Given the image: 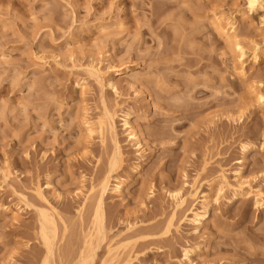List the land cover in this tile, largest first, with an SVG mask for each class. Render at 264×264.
Listing matches in <instances>:
<instances>
[{
	"label": "rangeland",
	"instance_id": "obj_1",
	"mask_svg": "<svg viewBox=\"0 0 264 264\" xmlns=\"http://www.w3.org/2000/svg\"><path fill=\"white\" fill-rule=\"evenodd\" d=\"M214 11L235 22L243 76ZM260 14L244 0H0V264H77L91 251L90 264H109L110 247L125 264H264ZM106 112L119 154L98 131ZM109 170L121 192L104 196L96 234ZM40 210L56 226L51 254Z\"/></svg>",
	"mask_w": 264,
	"mask_h": 264
},
{
	"label": "bare ground",
	"instance_id": "obj_2",
	"mask_svg": "<svg viewBox=\"0 0 264 264\" xmlns=\"http://www.w3.org/2000/svg\"><path fill=\"white\" fill-rule=\"evenodd\" d=\"M244 4H245V7H246L247 12L249 14H253L256 12L261 13L259 20L263 26V41H264V0H244ZM250 5H251V7H250ZM210 22H211V26H212L214 33L219 38H221L223 40L225 47L227 49H229L234 54L235 60H237L239 62L238 66L236 67L235 70L239 75L243 76L245 74L243 63H244V59L246 58V55H247V50L244 47V45L236 37V35H237L236 34V25H235V22L232 20V17L225 15L222 12L214 11L211 13ZM257 44H255V45L253 44L254 46L252 45L253 47L251 49L252 50L251 55H252L253 62H257L259 55L261 54V52L259 51V45H257ZM44 64H45V62H44ZM86 69L87 68H85V70ZM89 69L90 70H88V69L87 70L90 72L89 73L90 77L94 78V80L97 84H99L100 86H103L104 76H103V73L99 70V68L96 67L95 65H92ZM81 86H82V92L85 93L86 86L84 85V83H83V85L81 84ZM256 89H257L256 91L254 89V93L253 94L251 93V95L254 96V99L258 104L260 103L262 105V104H264V99H261V98L264 97V91L262 89H258V88H256ZM98 123L99 124L97 127H99L98 131L100 132L99 134H100L101 140L102 141L104 140L105 136L103 135L104 134L103 129H106L108 132L109 138L111 139V141L115 147L116 154H119L120 147L118 144L117 133L115 131V126L113 123L112 116L108 112H106L105 117L102 120L100 119L98 121ZM103 124H105V126ZM124 125H125V127H128L126 122L124 123ZM85 128H86L85 130L88 133V135L93 134V132H94L93 127L89 126L88 123H86ZM134 136H135L134 133H130L131 138H134ZM241 149L245 150L246 146L242 145ZM110 164L114 165V167H115L116 163H115V161H112V163H110ZM114 167H112V169ZM115 169H117V168H115ZM110 172H112V171L109 170V172H107V175L104 176V179L99 184L98 196H97L98 199H97L95 214H94L95 215V217H94L95 218V225L97 226V227L95 226L96 227V234H97V232L101 231V229H102L101 226H102V222H103L102 216H103L104 196H106L108 192H112L116 195H119L121 192L120 181L117 179V177H115V176L113 177L112 175H114V174L111 175ZM3 177H4V180L6 181L9 177V172L3 171ZM217 180H219L220 185H219L216 193L219 194L222 191V189L225 188V186H228L229 184L226 181V177H225L224 173L220 174L218 176ZM239 185H241V184L239 183ZM195 191H197V189H195ZM36 192L40 198L45 199L42 196V193L40 192L38 187H37ZM180 193L181 192H178V191L170 193V198H171L170 200L174 203V205H175L174 207L177 209H178V207L183 206V204L185 202V198L182 195H180ZM195 193H197V192H195ZM195 193H193V194H195ZM187 195H189V194H187ZM202 206L203 207H201L202 208L201 211L199 213H194L193 217L190 219L193 221V223L198 222L199 219H201L205 216L206 211H207L206 205L204 204ZM0 210L5 211L6 209L0 206ZM38 215L40 217L39 218L40 219V221H39L40 222L39 235H40V238L42 239V241L45 245L46 253L51 254L52 242H53L52 240L56 234V226H55V223L53 221L54 219H52L51 216L45 211L40 210ZM170 222H169V225L171 224ZM166 229H168V228H166ZM108 251H109L108 254L111 253V254H109V255H111L110 260L108 258L109 264H125L126 263L125 259H124L125 263L123 262V259H121V257H123V255L121 256L120 254L123 253V251H121L119 249H111V247ZM92 258H93V252L91 251L87 255L82 256L77 264H90V262L92 261ZM119 258L121 259V261L123 263L119 262ZM43 264H47V263L44 262Z\"/></svg>",
	"mask_w": 264,
	"mask_h": 264
},
{
	"label": "snow or ice",
	"instance_id": "obj_3",
	"mask_svg": "<svg viewBox=\"0 0 264 264\" xmlns=\"http://www.w3.org/2000/svg\"><path fill=\"white\" fill-rule=\"evenodd\" d=\"M250 7H251V5H250ZM261 99H264V97H262Z\"/></svg>",
	"mask_w": 264,
	"mask_h": 264
}]
</instances>
